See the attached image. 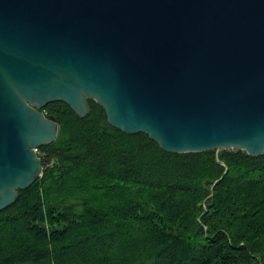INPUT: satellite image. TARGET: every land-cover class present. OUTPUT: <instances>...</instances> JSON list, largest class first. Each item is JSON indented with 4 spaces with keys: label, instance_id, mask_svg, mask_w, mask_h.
Segmentation results:
<instances>
[{
    "label": "water",
    "instance_id": "obj_1",
    "mask_svg": "<svg viewBox=\"0 0 264 264\" xmlns=\"http://www.w3.org/2000/svg\"><path fill=\"white\" fill-rule=\"evenodd\" d=\"M90 100L168 153L264 155V0H0V212Z\"/></svg>",
    "mask_w": 264,
    "mask_h": 264
},
{
    "label": "trees",
    "instance_id": "obj_2",
    "mask_svg": "<svg viewBox=\"0 0 264 264\" xmlns=\"http://www.w3.org/2000/svg\"><path fill=\"white\" fill-rule=\"evenodd\" d=\"M90 109H43L59 135L0 212V264H264V155L168 153Z\"/></svg>",
    "mask_w": 264,
    "mask_h": 264
},
{
    "label": "rangeland",
    "instance_id": "obj_3",
    "mask_svg": "<svg viewBox=\"0 0 264 264\" xmlns=\"http://www.w3.org/2000/svg\"><path fill=\"white\" fill-rule=\"evenodd\" d=\"M218 151V150H217ZM222 151V150H221Z\"/></svg>",
    "mask_w": 264,
    "mask_h": 264
}]
</instances>
